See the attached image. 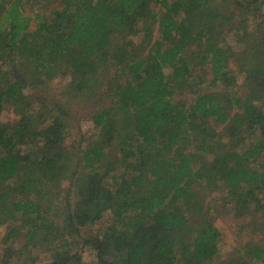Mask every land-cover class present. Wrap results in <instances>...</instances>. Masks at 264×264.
<instances>
[{"label": "trees", "instance_id": "16d2710c", "mask_svg": "<svg viewBox=\"0 0 264 264\" xmlns=\"http://www.w3.org/2000/svg\"><path fill=\"white\" fill-rule=\"evenodd\" d=\"M59 2L50 19L26 16L23 0L0 2V114L9 107L19 117L0 125V227L9 228L0 264H36L42 248L45 264H70L80 258L67 249L79 229L106 214L104 231L85 241L96 264H213L220 234L195 188L221 186L236 211L264 218V111L256 107L264 108V0H232L245 24L259 17L237 29L212 0ZM154 31L146 57L134 49L124 57L128 77L110 88L111 107L93 116L95 146L81 157L63 146L66 113L52 102L93 97L116 41L125 49ZM233 32L239 50L227 44ZM207 75L212 88L198 92ZM59 76L68 85L52 94ZM109 148L121 155L114 165ZM117 167L122 175L105 184ZM73 187L83 190L74 209L63 200ZM170 201L184 202L188 215ZM250 261H264V240L218 264Z\"/></svg>", "mask_w": 264, "mask_h": 264}, {"label": "rangeland", "instance_id": "374dc122", "mask_svg": "<svg viewBox=\"0 0 264 264\" xmlns=\"http://www.w3.org/2000/svg\"><path fill=\"white\" fill-rule=\"evenodd\" d=\"M2 1L4 0H0V2ZM231 2L232 0H212L214 11H221L226 16L233 14V18L230 21L232 28L237 29L242 25H244L245 28V26L253 25V23L259 19L258 17V19L256 18V20L252 21L251 23L245 24L243 19L241 17L239 18V15L242 11L238 10L236 7L237 5H233V2ZM235 7L236 9H234ZM22 10L26 16L31 18L39 14V16L42 18L50 19L61 11V6L59 0H23ZM35 26L36 22H31L29 27L30 31L34 30ZM235 34H237V32H233V35L231 34L228 37L227 44H229L233 49L239 50L240 48H243V44L242 41H237V38L234 36ZM145 35L146 34L139 33L132 37L131 46L125 49L122 47L128 44L126 40L116 41V44L114 45L115 51H113L114 54L109 55L108 57L110 60L108 61L107 66H104L105 69L100 75V79L97 83V91L93 97L90 99L81 100V98L73 99L64 95L58 97V101L52 102L55 108L56 106H60L66 113V118L64 120L66 122L67 130L65 134V140L63 141V146L72 150L74 153L79 154V157H81L85 150L91 148L93 145L95 146L96 140L98 138V131L92 122L93 116L101 112L103 109L106 110L111 107L112 101L107 97V94L109 95L110 88L117 83L126 82V78L128 76L124 74V65L126 64L124 57L133 54L132 49L138 51L140 56L146 57L149 44L158 38L157 31H154L150 39H147ZM119 58H121V60ZM229 70L234 74L235 79L237 80V85L241 86L243 84V73L238 72L236 66H234L232 63L230 64ZM169 71L170 70H166L165 72L169 73ZM209 80L210 76L207 75L205 83L199 87L198 92H204V90H210L212 88H208ZM67 85L68 78L59 76L51 81L50 86L48 84V88H50V93L55 94L62 92L64 88L67 87ZM232 90L233 92H236L238 89L233 88ZM175 99L177 102L181 103L184 102L186 98L185 96L179 95V97L176 96ZM256 107L259 110L264 111L261 103H256ZM18 119L19 117L14 114L13 110L9 107H6L0 114V125H15ZM217 131H223L222 126H218ZM247 135L249 134H244L246 137ZM26 150V147H21V152H25ZM104 154L107 155L108 161L113 165L116 159L120 160L121 158V155L118 151L110 150V148L104 149ZM209 159L211 160L212 156L209 157ZM130 169H134L132 165ZM124 170V167H117L112 173L102 177V180L105 184L112 185L115 182H113V180L120 177ZM102 172L103 170H101V173ZM66 186L67 184L65 183L61 184L58 191H61L63 188L67 189ZM259 186L263 187L262 184ZM213 189L214 188H205V190H201L199 187H197L195 188L194 196L195 199L202 201L203 204L209 203L210 205V217L220 234L219 251L217 256L213 259V264H218L228 260L230 257L240 255L247 243L252 241H263L264 235L261 232L259 226L263 225L264 218H262L261 215H256L248 211L244 213L236 211V202L227 196V193L223 187L220 186L218 190ZM80 191L83 190L79 189L78 187H73V190H70L63 199H70L71 207L73 209L75 207V202L80 200V198L77 199L74 197V195ZM169 204L173 208H181V211L186 212L185 209L187 208V205L182 201H170ZM239 207L240 205L237 207L238 210ZM108 218L109 216L106 214L100 222H96L99 224L84 225V227L79 229V237H74L72 240L74 245L68 247L67 249L73 250L72 253L77 254L80 258L71 260V263L69 262L70 264H96L95 254L85 241L90 240V238L98 235L99 233H102L104 228L108 225ZM189 220L191 222H195L194 218ZM8 229V226L0 227V249H2L1 244ZM43 249L46 248H42L38 254L36 251L39 250H34L33 252L37 258L36 264H45L49 261V259L43 260V258H45V250ZM249 264H264V261H250Z\"/></svg>", "mask_w": 264, "mask_h": 264}]
</instances>
